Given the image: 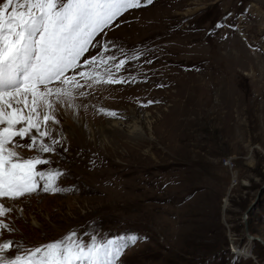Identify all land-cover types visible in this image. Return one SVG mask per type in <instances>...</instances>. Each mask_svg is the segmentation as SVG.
<instances>
[{
    "label": "rangeland",
    "instance_id": "374dc122",
    "mask_svg": "<svg viewBox=\"0 0 264 264\" xmlns=\"http://www.w3.org/2000/svg\"><path fill=\"white\" fill-rule=\"evenodd\" d=\"M94 42L81 62L106 43L135 82L82 88L115 116L91 119L81 90L55 110L60 143L85 121L75 146L18 149L50 160L38 170L61 171L63 190L0 200L7 255L74 232L124 237L118 264H264V0H142Z\"/></svg>",
    "mask_w": 264,
    "mask_h": 264
},
{
    "label": "snow or ice",
    "instance_id": "6c2138e0",
    "mask_svg": "<svg viewBox=\"0 0 264 264\" xmlns=\"http://www.w3.org/2000/svg\"><path fill=\"white\" fill-rule=\"evenodd\" d=\"M145 2L150 4L152 0ZM141 4L142 0L0 3V200L15 201L41 188L46 193L63 190L57 186L61 171L38 170L40 165H49L50 160L39 154L25 157L18 149L53 152L60 141L53 139L49 144L45 138L51 136L49 122L59 123L54 115L56 106L74 107V94L85 85L91 88L135 82V78H116L113 69L118 73L127 61L121 59L113 64L115 57L105 56L106 43L97 55L82 62L81 58L97 47L94 38L98 34ZM78 94L86 95L84 91ZM99 112L116 115L103 108ZM25 140L28 142H22ZM11 211L0 202V229L11 231L3 219ZM126 239L135 244L138 238L131 235ZM124 240L119 237L101 243L93 236L91 242L85 243L73 232L31 249L17 246L14 257L7 255L13 247V241L8 240L0 243V264H118L126 247Z\"/></svg>",
    "mask_w": 264,
    "mask_h": 264
},
{
    "label": "bare ground",
    "instance_id": "6f19581e",
    "mask_svg": "<svg viewBox=\"0 0 264 264\" xmlns=\"http://www.w3.org/2000/svg\"><path fill=\"white\" fill-rule=\"evenodd\" d=\"M81 83H82V79H81ZM86 88V87H85ZM87 89H90V88H87ZM81 91H86V89H80ZM86 93V97L87 98H89L90 99V97H88V96H90L89 95V92H85ZM75 100V99H74ZM73 100V101H74ZM78 102V101H77ZM90 102H91V109L93 108V110H92V115H91V119H94L95 117L94 116H96V113L97 112H99V110H97V109H99V108H103V109H106L108 112H112L113 110H111V109H113V108H111L110 107V105H104V107H102V106H98V103H97V101L96 100H94V99H90ZM111 108V109H110ZM56 110H60V112H61V110H67V112H69L68 110H73V107L72 108H69V107H67L66 105H64V106H59V105H57L56 106ZM75 110H78V108L76 107L75 108ZM59 112V111H58ZM96 112V113H95ZM114 112V111H113ZM65 114V113H64ZM71 121H68L67 122V124L69 123V127L71 126L72 128H73V130H74V137H70V134H66V136H65V138L63 139V141H61V143L59 144V146H65V145H69V144H71V145H76L77 143H78V141L79 140H83L84 139V136H85V133H86V128L84 127V125H85V121H82V122H79V123H70ZM63 126H64V128H65V124H62ZM62 125L60 124L58 127L57 126H55V128H54V131L51 133V136L50 137H48V138H45V140H46V142L47 143H51V140H53L51 137L54 135V139L57 137V136H59L60 134H61V132L63 131V129L64 128H62ZM95 130V129H94ZM99 130V129H98ZM51 132V131H50ZM99 133V132H98ZM83 138V139H82ZM95 139H96V135H94V141L93 142H91V141H89L91 144H93L94 145V143L96 144V141H95ZM225 164H226V161H225Z\"/></svg>",
    "mask_w": 264,
    "mask_h": 264
},
{
    "label": "built area",
    "instance_id": "2783aa9c",
    "mask_svg": "<svg viewBox=\"0 0 264 264\" xmlns=\"http://www.w3.org/2000/svg\"><path fill=\"white\" fill-rule=\"evenodd\" d=\"M229 163H230V161L227 159L226 164H229Z\"/></svg>",
    "mask_w": 264,
    "mask_h": 264
}]
</instances>
